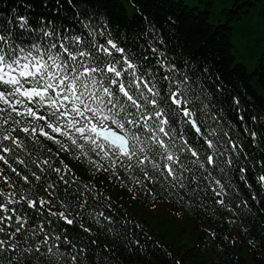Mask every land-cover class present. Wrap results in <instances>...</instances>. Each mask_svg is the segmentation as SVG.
Here are the masks:
<instances>
[{
    "label": "clouds",
    "instance_id": "9594fccd",
    "mask_svg": "<svg viewBox=\"0 0 264 264\" xmlns=\"http://www.w3.org/2000/svg\"><path fill=\"white\" fill-rule=\"evenodd\" d=\"M26 4L28 0H17V6L11 7L7 14L0 11V35L4 37V42L0 43V148H11L8 159L15 162V157H20L26 161V172L39 171L42 179L25 185L0 164V203L7 204L11 194L18 208L23 209L20 201L42 196L37 184L47 188L56 183L52 170L64 167L69 171V181L75 178L77 185L86 181L85 187L90 188L94 198L90 208L99 212L111 211L119 217L113 220L112 227L99 233L92 230L90 234L98 235V238L102 236L106 242L108 255L104 256L103 264H155V249L149 250L145 245H140L138 249L134 243L137 240L133 224L146 235L149 231L148 226L133 215L131 206L135 203L151 211L170 204V214L177 219H184L187 215L198 222L205 221L201 233H209V240L216 237V226L212 220L218 215L217 209L219 214L223 213L237 197L240 205L245 201L238 192L233 174L236 173L240 181L247 183L245 174L236 171L244 166L245 161L234 162L230 169L221 164L220 153L229 152L225 139L227 133L232 131L238 137L237 143L245 139L239 135L236 123L228 119L229 112H220L221 121L215 120V113L210 115L206 106L203 109L194 108L193 112H199L197 119L205 130L194 132L181 116L180 109L173 107L166 95L160 94L159 83L162 81L153 84L156 89L153 96L143 85L144 74L137 76L140 70L130 69L125 75L119 57L93 53L89 58L92 48L87 38L85 43H79L73 32L70 34L73 39L65 37L60 44L61 21L57 22L54 34H49L39 24L28 23V19L24 25L13 27L9 23L11 17L23 14ZM29 7L33 12L36 10L35 4ZM92 40H95V33ZM109 64L115 71L107 70ZM227 87L231 89L233 85L228 84ZM167 91H172V88ZM205 92L211 99L207 89ZM154 98L157 100L155 107L152 106ZM231 104L229 100L225 107ZM161 111L163 116L158 117L156 113ZM165 116L169 118L167 123L164 122ZM256 118L253 116V120ZM259 118L264 119V116ZM52 125L60 128L61 132L57 134ZM21 127L36 130L35 134L29 131L27 136L17 131L22 150L14 142L4 141L5 136H13V129ZM210 128L214 131L208 133ZM41 129L48 131L54 140L39 135ZM208 138L213 139L211 149L205 143ZM257 148L260 146L257 145ZM193 149L198 153L197 157H193ZM209 155L217 157L215 165L208 163ZM43 161H47V165L40 170L36 166ZM247 164L249 166L251 160ZM169 165L174 175L167 171ZM5 174L9 179L7 185L4 184ZM59 175L63 178L62 173ZM221 178L228 183L229 203H214L215 185L212 182ZM248 189L255 193L253 199H264V184L259 183L257 189L248 185ZM125 198L126 205H121V200ZM44 199L47 200V197ZM71 203L75 206V201ZM52 207H57L55 202ZM245 209L252 211L248 204H244L241 209L243 215ZM63 211H68L67 205ZM36 212L40 213V209L37 208ZM233 216L235 219L231 222L236 226L233 229L234 239L240 240L243 234L238 232L237 226L243 227L240 224L241 215L233 212ZM253 216L259 227L264 229V216H256L255 213ZM25 219L32 221V214L26 213ZM42 219L49 218L41 213L23 231L25 241H29L33 234L40 236ZM95 219L97 217H90V221ZM125 220L126 223L123 222ZM16 227L13 223L12 228ZM0 231L4 229L0 227ZM244 231L248 233L246 246L250 254L257 260H264L261 242L251 235L248 228ZM48 234L59 237L64 236L65 231L57 223L47 231ZM68 236L71 238H67L64 248L53 247L51 257L47 252L43 253L52 264H73L69 257L75 254L77 245L88 243V237L78 230ZM56 242L53 240L51 243L55 245ZM215 264H220V260L217 259Z\"/></svg>",
    "mask_w": 264,
    "mask_h": 264
},
{
    "label": "snow or ice",
    "instance_id": "6c2138e0",
    "mask_svg": "<svg viewBox=\"0 0 264 264\" xmlns=\"http://www.w3.org/2000/svg\"><path fill=\"white\" fill-rule=\"evenodd\" d=\"M122 3L123 0H72V3H69V0H47V3L45 0H28V4L24 5L26 11L23 14L12 16L9 23L13 27H20L28 19V23L39 24L46 28L49 34H54L58 26L57 22L61 21L62 23L59 25L60 44L63 43L65 37L73 39L74 37L70 35L73 32L79 43H85L87 38L91 42L90 47L92 48V51L88 53L89 58L93 53L100 56L119 57L124 66L125 75L130 69H139L137 76H140L141 73L144 74L143 85L153 96L156 91L153 84L162 81L159 83L160 94L166 95L169 103L180 109L181 116L188 121L196 133L205 130L200 126L197 119L199 112H193L194 108L203 109L206 106L209 114L215 113L214 119L221 121L223 120V117L220 116L221 111L236 112L237 109H242L241 94L232 77L239 75L243 69L239 64L229 67L231 58L224 54V49L216 39V34L213 33L204 38V42L198 46V54L195 55L191 53L186 55V44L179 43L185 20H190L191 28L195 32L207 31L206 26L197 23L200 21V17H191L190 13L185 14L183 0H128V5L132 8L130 15L127 8L121 7ZM30 4H35L34 12L29 7ZM81 5L85 7H81ZM77 24L80 25L79 28L76 27ZM119 27L126 30L120 31ZM93 33H95V40H92ZM3 42L4 37L0 35V43ZM60 44L56 46L60 47ZM178 48L181 51L178 52ZM107 70L115 71L111 64L108 65ZM173 73H175V78H173ZM117 75L119 76L120 73L117 72ZM137 83L140 81L137 80ZM228 84H232L233 87L229 89ZM169 87L172 88L170 92L167 91ZM205 89L211 94V99ZM24 94L27 95V93ZM229 100L232 101V104L226 108L225 105ZM156 104L157 100L154 98L152 106L155 107ZM156 115L163 116V112H157ZM190 116L191 119H189ZM168 119L165 116L164 122L167 123ZM248 119H253V117H248L246 114L241 115L238 123H244ZM256 119L259 120L256 130L248 127L247 124L239 129L240 136L247 133V137L240 143H237L238 137L233 135L232 131L227 133L225 139L229 146V152L227 154L220 153L222 165H226L230 169L234 162L239 163L246 156L255 160V157L246 153L244 149L254 143L259 146L264 145V119L259 117ZM51 127L57 134L61 132V129L56 128L55 125ZM17 131L27 136L29 131L35 134L36 130L21 127L18 130L13 129V136L4 137V141L14 142V145L22 150L23 145L20 144V135L17 134ZM207 131L211 133L214 129L210 128ZM39 135L54 140L46 130L41 129ZM186 143L191 142L186 141ZM205 143L211 149L213 139L208 138ZM260 151L259 169L261 174L256 177V181L264 184V148H260ZM11 152V148H0V164L11 171L13 176H16L25 185H28L29 181L42 179L39 171L27 173L24 168L26 161L20 157H15V162L9 160L8 155ZM192 155L197 157L198 153L193 149ZM207 160L209 164L215 165L217 157L209 155ZM56 163L59 164L58 159ZM8 165H11V168H8ZM46 165L47 161H43L36 167L42 170ZM167 171L174 175L170 165ZM236 171L243 172L245 178L248 179L246 173L250 171V168L247 161ZM52 173L56 183L47 188L37 184V190L42 193V196L30 201L21 200L20 204L23 205V209L18 208L16 202L12 200L11 194H9L7 204L0 203V227L4 229V231H0V261H3V264H52L43 253L47 252L51 257L53 247L64 248L67 238H70L68 234L78 230L88 237V243L87 245H77L75 254L69 257L73 264H103L104 256L108 255L107 251L97 255L94 249L103 248L104 242L99 241L98 235L90 234L94 226L98 227V231L112 227L114 224L112 216L90 208L94 198L90 188L85 187L86 181L80 185H77L75 178L69 181L67 179L69 171L64 167L53 169ZM60 173L63 174V178L59 175ZM8 183L9 179L5 174L4 184ZM212 183L215 185L213 188L214 203H229L228 183L225 179H217ZM15 187V185L12 186L13 189ZM216 189L222 190L217 191ZM97 195H99L98 191ZM44 197H47V200ZM72 201H75V206L72 205ZM54 202L57 205L56 208L52 207ZM248 203L249 201H244L242 206ZM261 203L264 204V199L261 200ZM65 205L68 207L67 212L63 211ZM37 208L40 209V213L36 212ZM233 212L243 215L241 208H237L234 202L221 215H229L233 220L235 219ZM26 213L32 214V221L25 219ZM41 213L49 218L40 221L39 226L43 231L40 236L37 237L33 234L29 241H25L23 231ZM53 216L56 219H52ZM91 216H95L97 219L90 221ZM13 223L17 225L15 229L12 228ZM57 223L64 229L65 235L59 237L55 234L46 235L47 231ZM237 228L240 229L239 226ZM59 230L57 229V231ZM53 240L57 241L55 245L51 243ZM134 243L139 249L140 242L137 240ZM68 247L71 248L72 245L69 244Z\"/></svg>",
    "mask_w": 264,
    "mask_h": 264
},
{
    "label": "trees",
    "instance_id": "16d2710c",
    "mask_svg": "<svg viewBox=\"0 0 264 264\" xmlns=\"http://www.w3.org/2000/svg\"><path fill=\"white\" fill-rule=\"evenodd\" d=\"M13 6H17V0H0V11L6 14ZM121 7L128 9L130 7L128 0H123ZM183 8L185 14L190 13L191 17H200V21L197 23H202V26L207 28L206 32H195L191 28L190 20H185L179 40V43L187 46L185 54H198V46L204 42V38L213 33L216 34V39L224 49V54L231 58L229 67L239 64L243 69L239 75L232 77L241 94L242 109L229 112L228 119L236 123L238 131L245 124L256 130L259 123L258 119H248L244 123L238 122L240 116L245 114L248 117L264 116V49L262 50V57L259 58L260 64L253 70L245 63L238 61L232 50L236 47V42L254 43L251 46L256 48H259V45L263 43L264 0H183ZM250 16L255 17L253 26L247 22ZM119 30L125 31L126 29L119 27ZM177 51L179 52L181 49L178 48ZM243 136L246 138L247 133L245 132ZM260 148H264V145H261ZM260 148H257L254 143L244 149L246 153L255 157L254 161L249 156L243 160L247 163L251 160L250 171L246 173L248 176L247 183L240 181L236 173L233 174L239 194L243 196L245 201H249L248 207L252 209L251 212H247L245 209L244 215L240 218V224L243 225L238 230L239 233L243 234L241 239H234L235 232L233 229L236 226L231 222V219L228 220L225 215L219 214V211L215 219L212 220L216 226L217 236L209 240V233H199V239L197 241L193 239L194 243L191 246L182 245L178 236L165 229L163 225L170 220L167 215H161L160 222L154 219L150 223L151 220L145 218V224L149 229L147 235L135 224L132 225V230L135 232L136 240L140 242V245H145L149 250L155 249L156 255L153 258L155 264H215L217 259L220 260V264H264V260H257L250 254L246 246L248 233L244 231L245 228H248L251 235L255 236L261 242V246L264 247V229L259 227L253 216V213L256 216H264V204L261 203L262 199H253L255 193L248 189V185H251L253 189L259 188L256 177L261 174L259 171ZM123 200L127 201L126 198ZM234 203L237 208H243L240 205L239 197ZM108 214L112 216L113 220L119 219L111 211H106V215ZM133 215L138 220H141L143 216L146 217L140 208L135 209ZM123 222L126 223L127 221ZM203 222L205 223V221ZM93 230L99 233L97 226H94ZM99 241L104 242L102 236H100ZM94 251L97 255L106 252V242H104L103 248H96Z\"/></svg>",
    "mask_w": 264,
    "mask_h": 264
},
{
    "label": "rangeland",
    "instance_id": "374dc122",
    "mask_svg": "<svg viewBox=\"0 0 264 264\" xmlns=\"http://www.w3.org/2000/svg\"><path fill=\"white\" fill-rule=\"evenodd\" d=\"M243 17H244V15H243ZM245 17H247V16H245ZM254 20H255V17L253 18V16H250V17H248V21L247 22H250V25L253 26L254 23H255Z\"/></svg>",
    "mask_w": 264,
    "mask_h": 264
}]
</instances>
